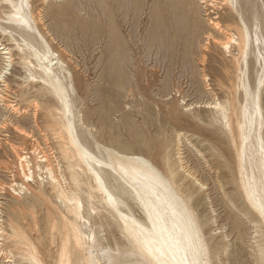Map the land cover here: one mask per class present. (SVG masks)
I'll use <instances>...</instances> for the list:
<instances>
[{
	"label": "bare ground",
	"instance_id": "bare-ground-1",
	"mask_svg": "<svg viewBox=\"0 0 264 264\" xmlns=\"http://www.w3.org/2000/svg\"><path fill=\"white\" fill-rule=\"evenodd\" d=\"M64 1L0 0V132L12 128L21 137L39 143L35 132L25 130L20 118L30 120L32 128L43 136L38 113L44 111L68 174L60 169L57 155L48 156L38 144L32 151L41 156L33 155V167L30 152L20 154L23 151L10 144L15 168H20L21 173L17 170L11 178L12 170H6V182L0 184V264H47L17 221L22 210L30 209L35 215L38 205L48 207L52 229L58 230L61 238L55 264H213V259L220 257L218 245L212 246L217 234L216 230L209 235L206 231L210 224H216V219L204 221L197 213L194 189H207L186 166L181 134L177 137L175 159L165 155L160 167L144 156L124 154L100 144L86 124L77 106L75 76L40 27H45V7H52L49 13L54 14L53 9L62 5L53 3ZM210 1L212 7L220 3ZM207 2L199 0L201 5ZM221 2L237 16L239 28L231 31L216 17L209 21L214 33L206 38L231 59L232 66L235 63L245 103L239 108L236 121L233 102L223 104L216 100L206 107L220 117L236 146L241 189L247 206L259 219L264 241V0ZM37 3H42L44 9H35ZM153 17L155 34L161 38L164 33L160 7L155 8ZM14 50L19 53L18 62ZM251 65L257 69L254 84ZM15 68L25 73L22 79L26 87H33L32 98L30 90L22 91L20 96L12 94L9 79ZM208 80L205 77L204 82ZM39 98H51L54 105L42 106ZM19 100L32 104V114L20 109ZM184 179L192 180V187ZM30 181H35L36 186ZM8 191L14 202L7 221L3 200ZM102 218L116 224L122 247L118 241L116 249L109 246L108 238L102 235L103 223L98 222ZM257 262L264 264L262 244H258Z\"/></svg>",
	"mask_w": 264,
	"mask_h": 264
},
{
	"label": "rangeland",
	"instance_id": "rangeland-1",
	"mask_svg": "<svg viewBox=\"0 0 264 264\" xmlns=\"http://www.w3.org/2000/svg\"><path fill=\"white\" fill-rule=\"evenodd\" d=\"M218 2L212 7L210 0L205 5L199 0H66L53 3L62 5L53 9L54 14L49 13L52 7L44 9L42 3H37L35 9H44L42 32L69 64L78 88L77 106L98 142L124 154L144 156L162 167L165 155L175 159L181 134L186 166L207 189H194L197 213L204 221L216 219L206 231L209 235L216 230L217 234L212 246L218 245L220 257L214 258L213 264H258V244L264 245L262 229L241 189L236 146L220 117L206 107L216 100L233 102L236 121L245 103L235 63L232 66L231 59L225 58L212 41L207 42L208 34L214 33L209 21L216 17L231 31L239 28L237 16L221 0ZM157 7L163 18L161 38L156 36L153 24ZM248 19L252 22L250 14ZM1 40L10 46L9 41ZM14 57L18 62L15 50ZM24 75L20 68L14 69L9 79L11 92L20 96L22 91L30 90L32 98L34 89L26 87ZM256 75L257 69L251 65L253 84ZM39 102L43 106L54 105L55 101L39 98ZM18 103L22 111L32 114V104ZM262 107L264 110V88ZM20 120L25 130L35 132L39 143L21 137L12 128L0 132V184L6 182V170H16L10 144L17 145L23 151L20 154L37 144L45 151L51 149L68 176L44 111L38 113L43 136L26 117ZM184 182L192 187V180ZM11 195L6 192L3 200L7 221L14 202ZM31 212L22 210L17 221L43 260L55 264L61 238L58 230L52 229L48 207L38 205L36 214ZM98 222L103 223L102 235L108 238L109 246L116 249L118 241L122 247L116 224L103 218ZM6 246L17 253L11 244Z\"/></svg>",
	"mask_w": 264,
	"mask_h": 264
},
{
	"label": "built area",
	"instance_id": "built-area-1",
	"mask_svg": "<svg viewBox=\"0 0 264 264\" xmlns=\"http://www.w3.org/2000/svg\"><path fill=\"white\" fill-rule=\"evenodd\" d=\"M42 151H43V149H41ZM30 152V154L31 155H29L30 157H32V162H31V165H32V167H33V163L35 162V158L33 157V155H35V157H40L41 156V154H40V152L39 153H37V154H34V152L31 150V151H29ZM49 154H51V157L52 156H55V153L53 152V155H52V150L50 149L49 151H47V155L49 156ZM17 170L19 171L20 170V168H16V170H12V174H10L9 176L11 177V176H15L16 174H17ZM32 171H34L33 170V168H32ZM20 172V171H19ZM21 173V172H20ZM43 176L45 177L46 176V174L45 173H43ZM47 177V176H46ZM12 178V177H11ZM39 181V180H38ZM16 183H19L20 184V182H19V179H17L16 180ZM30 184L31 185H33V184H35V181H30Z\"/></svg>",
	"mask_w": 264,
	"mask_h": 264
},
{
	"label": "snow or ice",
	"instance_id": "snow-or-ice-1",
	"mask_svg": "<svg viewBox=\"0 0 264 264\" xmlns=\"http://www.w3.org/2000/svg\"><path fill=\"white\" fill-rule=\"evenodd\" d=\"M0 79H2V77H0ZM262 214H264V210H262Z\"/></svg>",
	"mask_w": 264,
	"mask_h": 264
}]
</instances>
